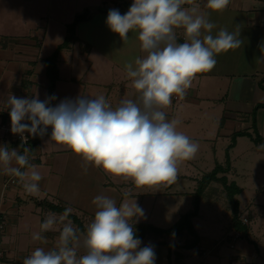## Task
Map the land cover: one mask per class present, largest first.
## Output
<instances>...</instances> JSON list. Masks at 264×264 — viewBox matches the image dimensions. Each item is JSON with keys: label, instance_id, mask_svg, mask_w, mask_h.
<instances>
[{"label": "crops", "instance_id": "0c3cea01", "mask_svg": "<svg viewBox=\"0 0 264 264\" xmlns=\"http://www.w3.org/2000/svg\"><path fill=\"white\" fill-rule=\"evenodd\" d=\"M98 2L104 4L102 9H99L101 4ZM194 2L199 4L200 11L207 12L209 20L217 25L213 29V35L220 28H227L230 32L238 33L241 45L216 55L215 67L210 72L198 74L183 99L174 100L172 97L171 105L164 109L166 119L179 120L177 131L184 133L191 140L202 144L211 142L213 157L218 150H234L235 155L229 156L231 159L241 158L246 154L245 156L255 161L261 160L259 163L264 167V0H230L222 12L206 9V0ZM132 3L133 0H0V31L12 30L6 35L0 33V80L7 77L9 84L3 91V83L0 81V95L4 93L0 99L3 107L0 108V120L4 114V120L10 119V108L6 106L10 95L21 98L36 95L40 100L54 95V106L65 98L75 99L80 95L96 98L104 95L113 108L117 107L122 99H135V90L126 76L124 64L145 55L140 50L138 34L136 31H130L128 39L122 41L105 22L110 9H118L123 15ZM88 5L94 10L87 11L86 17L76 21L72 29L70 48H75L76 53L71 52L61 57L62 51L69 47L59 50L56 59L57 78L52 89L48 90L49 78L45 71L44 58L53 51L50 47L55 44L54 36L58 37L57 40L62 38L55 46L64 39L61 33L62 25L64 27L66 22L62 12L66 8L75 13L79 8ZM122 6H126V9ZM36 16L40 21L35 20ZM43 17L45 21L42 22ZM176 32L177 42H184L180 37L183 30L176 29ZM2 36H6L4 41ZM33 36L36 38L33 39ZM44 39L52 45L42 44ZM175 103H181L178 109L174 108ZM48 128L51 129V126ZM9 139V149H17V143L12 138ZM221 143L224 146L221 147ZM241 145L242 149H236ZM30 163L36 166L42 176L39 182L40 192L35 195L24 192L19 178L15 188L8 186L4 189L3 182L7 174L0 168V218L4 217L5 221L0 235L12 241L7 245L10 247L9 254L23 253L25 258L36 247L47 249L55 246L58 235L54 237L52 233L57 232H48L44 234L47 244H41L39 241L36 245L28 244L30 252L26 253L19 249L23 238L33 241L32 233L39 231V226L48 213L61 214L49 211L44 201L52 204L56 202L64 208L71 207L70 214L74 219H68L75 226L77 222L80 223V229L83 231L95 214L96 209L92 201L97 195L113 197L118 205L135 200L139 207L142 199L151 196L150 212L154 204L160 205L166 201L169 204L170 197H175L180 192L184 195L186 193L175 189L171 191L168 185H161L160 188L164 187L163 191L154 188L151 190L154 192L138 191L130 180L118 182L116 177L109 176L91 165L85 170L80 156L51 141L47 135L39 136L33 145ZM16 188L23 190L25 195L24 199L20 200L33 204L28 206V213L24 214L14 208V201L18 199ZM255 197L257 198V195ZM253 203L252 213L245 218L250 223L246 225V230L240 233L231 225L232 230L238 232L239 236L234 239L230 250L218 247L224 240H227V243L232 240L226 236L227 229L221 227L218 228L219 234H215L216 237L221 236L218 245L214 240L212 246L203 242L197 247L179 250V247L174 246L167 248L169 240L157 242L142 237L139 238L140 247L148 244L154 246L155 264H264V201L254 198L248 206ZM74 213L81 216L79 221V217ZM241 218L238 217L240 221ZM171 221H164L160 225H169ZM260 234L262 236H259ZM175 252L180 253V256H177L181 258L179 262L174 258ZM80 254H83L82 249L78 251V255Z\"/></svg>", "mask_w": 264, "mask_h": 264}, {"label": "clouds", "instance_id": "9594fccd", "mask_svg": "<svg viewBox=\"0 0 264 264\" xmlns=\"http://www.w3.org/2000/svg\"><path fill=\"white\" fill-rule=\"evenodd\" d=\"M229 3L206 0L204 7L222 12ZM105 22L122 41L130 31L138 34L145 55L124 64L135 99H122L113 108L104 95L65 98L55 106L54 95L44 100L10 95V131L26 144L25 132L43 137L51 126L50 140L80 156L85 170L91 165L136 187L171 185L179 164L193 159L199 144L177 131L180 121L167 120L164 109L174 95L185 97L198 74L215 67L216 55L240 47L241 40L227 28L213 35L217 25L194 0H133L123 15L110 9ZM176 29L183 30L184 42H177ZM30 159L27 147L21 154L0 146V168L19 178L26 194L35 195L42 176ZM92 204L96 211L83 231L68 219L71 207L59 215L48 213L31 238L47 244L44 234L57 232L55 246L36 247L22 264H155L154 246L140 247L134 232V218L144 216L135 200L118 205L113 197L97 195Z\"/></svg>", "mask_w": 264, "mask_h": 264}, {"label": "rangeland", "instance_id": "374dc122", "mask_svg": "<svg viewBox=\"0 0 264 264\" xmlns=\"http://www.w3.org/2000/svg\"><path fill=\"white\" fill-rule=\"evenodd\" d=\"M98 3L101 4L100 2ZM102 7H104V4H101L99 6V9H102ZM122 7L126 9V6H122ZM185 7H187V5H185ZM84 10L89 12L90 10H94V8L89 7L88 5L83 8H79V10H77V12L75 11V13L70 12V10H67L66 8L62 12L63 20L66 23L64 24V27L62 25L63 32L61 33V37L62 35H64V39H66L65 43L67 44V46L65 47H69V49L67 48L64 49L62 51L61 57L67 56L71 52L76 53L75 48L74 50L70 48L72 46L70 44L71 43L70 41H72L71 33H72L73 26H74L75 15L82 13ZM35 20L40 21V18L36 16ZM41 21L42 22L45 21V17H43ZM34 24L36 23L34 22ZM43 24L44 23H42V25ZM11 32L12 30H9V29L0 31L2 35H6L7 33H11ZM31 35H34V34H31ZM5 38L6 36H2L3 41L5 40ZM35 38L36 37L33 36V39ZM57 39L58 37L56 38L54 36L53 41L55 44L52 47H50L51 50L55 49L56 47L55 45L57 44V41L59 42L62 38H60L59 40ZM43 41L44 42H42V44H46V46L52 45V43L49 41L45 42L46 41L45 39ZM58 53H57V57H58ZM67 58L68 57H65V59ZM63 66H64V62L63 64L61 63V70ZM57 68H58V64L56 67V62H55V69L53 68V66L49 67L48 78L56 76ZM0 81L3 83V91H5L7 88L5 86L9 85L7 83L8 78L5 77V79H2ZM10 83H11V80H10ZM2 94L0 95V99H2ZM180 105L181 103H175L174 108L178 109ZM0 108H3L1 104H0ZM7 136L8 134L4 133L0 129V146L6 145L8 147V142L10 141V139H9V136L8 138ZM245 140L247 139L245 138ZM197 143L199 144V150L196 153L195 157L191 160L183 161L179 164L176 182L171 185H168L171 191H174V189L178 192L183 191V192H186L185 195L184 193L181 194V192L180 193L177 192L178 194L175 197H172V198L170 197V200H168L169 204H167V201L166 203H162L160 205L156 203L153 205L150 212H149V209H150L149 207L152 206L151 205L152 197L151 196L145 197L144 200L142 199L141 206H140L144 210V216L136 218L138 222H134L133 224H136V223L151 224V226H155L158 228H164V229L169 227L179 218V216H181L184 212L192 208L191 200H192L193 194L196 192V194L199 197L198 215L195 217H192L190 221H191L193 228L195 229L197 233L198 239L195 245L192 247H197L198 244H201L203 242L204 243L208 242L209 246L210 245L212 246L213 245L212 242L214 240L217 241L216 244L218 245L219 241H221L219 240L221 236L216 237L215 234L217 233L219 234L218 228L221 227L222 229L223 228L227 229V230L225 229L226 236H229L230 239L232 238V240L231 242H228V243H227V240H224L221 244L218 245V247H224L225 249L230 250V248H232L233 246L234 239L239 236L238 232H235L234 230H232L231 221L235 220L238 217L247 218L249 214L252 213V209L254 206V203L250 207L248 206V204L254 198L256 200L257 198H259V200L264 201V167H261V164L259 163L261 160L255 161L251 159L249 156H245L246 154L244 155V157L241 156V158L239 157V158L231 159L229 156H231L232 154L235 155L234 150L233 151L229 150L228 152L223 151V149L218 150L215 152L214 157H213L212 156L213 153L211 152V146H212L211 142L209 144H202L199 141H197ZM220 146L222 147L224 146V144L221 143ZM236 149H242V145L240 147L237 146ZM203 151L207 154H204ZM216 165H219L221 167H224L225 165H229L230 170L223 173L226 178L225 185L217 181H209L206 184V187L202 189V191L200 189L197 190L196 189L197 181L201 179V177L203 178L204 174L207 172H210L214 167H216ZM23 170H26V169H23ZM3 173L5 172L3 171ZM218 175L220 174H216V176ZM10 176L11 175L7 174V177L5 179L6 182H8ZM116 179L118 180V182L125 181V179L121 177H116ZM4 182H3V185L6 183ZM18 183H14V184L9 183L8 186H12L15 188L18 185ZM52 184H54V181H52ZM5 187L6 186H4V189ZM122 187L124 186H121V188ZM160 187L161 185L158 187L142 186V187H137L135 189L138 191H143V192H146V191L154 192L155 189H157V191H163L164 187L162 188ZM153 188L154 190L151 191ZM237 188H240L239 192H237ZM16 189H15V193L17 194L19 200L16 198L17 201H14L15 202L14 208L16 211L23 212L24 214L25 212L28 213V211L30 210L29 207L33 206V204L30 201H26L24 203L22 200H20V199H24L25 195L23 193V190H20V189L16 190ZM255 195H257V198L255 197ZM47 199L51 200L49 198ZM55 204H58V203L55 202ZM47 206L48 205H46V207ZM16 208H18V210ZM48 210L51 211L50 208H48ZM74 215L76 217L77 216L79 217L78 218V221H79L81 216L75 213ZM140 221H143V222H140ZM164 221H171V223L165 226L160 225V223H164ZM239 222L238 224L240 228H242L243 225L242 223H239ZM243 223L245 225L247 224L250 225L247 219L246 221H243ZM0 224L2 226L0 227V232H1L3 231L4 226H5L4 217L0 218ZM148 230L149 229H146V232L148 234L144 232L145 233L144 238H150L153 241H157V242L158 241L168 242L169 240L170 242L168 243L170 244L173 242L177 245H180L186 241L187 242L190 241L193 238L192 234L188 233L185 230L175 235H167L166 233L165 234L163 233L161 235L159 232H150ZM52 235L55 237L58 235V233H54V234L52 233ZM202 235L203 237L200 238V236ZM259 236H262V234H260ZM5 238L6 237H3L2 235H0V251H2L3 253L2 255L3 260H6L10 264H22L23 259L25 258V255H23V253L18 255L17 253H14V252H12V254H9L10 247L7 245L12 241L11 240L9 241V239L7 238L5 239ZM30 241L23 238V242H21L19 246L20 251L22 250V252L24 253L30 252V248H27L28 244H30V246L37 244V241L35 242L34 241L30 242ZM166 247L168 248L167 245ZM174 247H177V246L174 245ZM182 249H186V248L179 247V250H182ZM179 259L181 258L176 257V261L179 262Z\"/></svg>", "mask_w": 264, "mask_h": 264}, {"label": "trees", "instance_id": "16d2710c", "mask_svg": "<svg viewBox=\"0 0 264 264\" xmlns=\"http://www.w3.org/2000/svg\"><path fill=\"white\" fill-rule=\"evenodd\" d=\"M86 15H87V11H85V10L80 14H76L75 18H74V24L76 21L86 17ZM65 40L66 39H63V41L60 44H58L55 47V49L48 56H46L44 58L45 71L47 73V76H48L49 67L53 66V68L55 69V62H56L57 53L59 52V50L65 46H67V44L65 43ZM56 78H57V73H56V76L49 78L48 90L52 89L54 81L56 80ZM49 94H51V93H49ZM51 106H54L53 100L51 101ZM5 118H6V115L4 114L2 116V120H4ZM50 133H51V129H48V132L45 135L50 136ZM28 136H29L28 148L31 151L33 145L37 142V139L39 136L33 137V136H30L29 134H28ZM253 139L256 140V137H254ZM228 170H229V165H225L224 167L216 165V167H214L210 172L205 173L203 178L201 177V179H199L197 181L196 189L197 190L200 189L202 191V189L204 187H206V184L209 181H217V182L223 183L225 185L226 178H225V175L223 173L228 171ZM216 174H220V175L216 176ZM239 191H240V188H237V192H239ZM44 203H45V205H48L47 207L50 208V210H52V211L63 213L64 210L66 209L61 204H52V203H49L46 201H44ZM191 203H192V208L187 210L186 212H184L181 216H179V218L172 225H170L169 227H167L165 229L164 228H158L155 226H151V224H144V223L133 224V227L135 228L134 232H135L137 238L144 237L145 233L148 234L146 232V229H149L148 231H150V232H159L161 235L163 233L164 234L166 233L167 235H175V234H179L185 230L188 233L192 234L193 238L190 241H188V242L186 241L180 245H177L173 242L171 244L167 243L166 245L168 246V248H170L171 246H174V245H176L177 247H180V248H190V247L194 246L197 239H198V236H197V233H196L195 229L193 228L190 220L192 217H195L198 215L199 197L196 194V192L193 194ZM69 217L73 218V215L69 214ZM75 221H76V219H75ZM239 221L240 220L238 218H236L235 220L231 221V225L234 227V229L238 230L240 233L241 232L243 233V231L246 230V225L242 224L243 227L240 228V226L238 224ZM241 221H242V218H241ZM241 221L239 223H241ZM245 221H246V219H245ZM242 223H243V221H242ZM76 226L80 228V224L78 222H77ZM145 226H147L148 228ZM177 256H180V253L175 252L174 258L176 259Z\"/></svg>", "mask_w": 264, "mask_h": 264}, {"label": "built area", "instance_id": "2783aa9c", "mask_svg": "<svg viewBox=\"0 0 264 264\" xmlns=\"http://www.w3.org/2000/svg\"><path fill=\"white\" fill-rule=\"evenodd\" d=\"M180 37L183 38V35H181ZM173 99H174V100H178L179 97L174 95V96H173ZM0 129H1L4 133L8 134V136H9L10 138H12V140L15 141V142L17 143V145H18L17 151L20 152L21 154H23V148H25V147L28 148V140H29L28 133H27V132L24 133V135L27 136L28 139H27V143H26V144H23V143L21 142L20 135H19V134H13V133L10 131V129H11V121H10V119H9V120H0ZM5 182H6V181H5ZM5 182H4V183H5ZM9 183H11V184L18 183L17 177L10 176L8 182H6V183L3 185V187H4V186L7 187V186L9 185ZM242 221H245V218H242ZM0 227H2L1 224H0ZM2 255H3V253H2V251H0V264H10V263L7 262L6 260H3V256H2Z\"/></svg>", "mask_w": 264, "mask_h": 264}]
</instances>
